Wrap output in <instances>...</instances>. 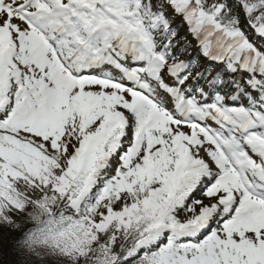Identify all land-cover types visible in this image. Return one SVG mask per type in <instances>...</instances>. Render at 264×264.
<instances>
[{"label":"snow or ice","instance_id":"snow-or-ice-1","mask_svg":"<svg viewBox=\"0 0 264 264\" xmlns=\"http://www.w3.org/2000/svg\"><path fill=\"white\" fill-rule=\"evenodd\" d=\"M0 199L95 264H264V0H0Z\"/></svg>","mask_w":264,"mask_h":264},{"label":"trees","instance_id":"trees-1","mask_svg":"<svg viewBox=\"0 0 264 264\" xmlns=\"http://www.w3.org/2000/svg\"><path fill=\"white\" fill-rule=\"evenodd\" d=\"M180 29L183 30V27ZM12 223H3L0 220V264H95L94 260H88L87 263L58 261L52 258L49 251L36 253L35 249L28 247L30 243L27 240L26 226L31 225L33 219L17 216ZM95 250L96 246L92 252ZM89 258L92 259L91 255Z\"/></svg>","mask_w":264,"mask_h":264},{"label":"rangeland","instance_id":"rangeland-1","mask_svg":"<svg viewBox=\"0 0 264 264\" xmlns=\"http://www.w3.org/2000/svg\"><path fill=\"white\" fill-rule=\"evenodd\" d=\"M59 239L55 238L53 243L49 244L48 246V251L51 253L52 258H56L57 260H64V261H69V257L72 255H77V253H70L68 251H66L65 253V249L60 247L59 245H57V241Z\"/></svg>","mask_w":264,"mask_h":264}]
</instances>
